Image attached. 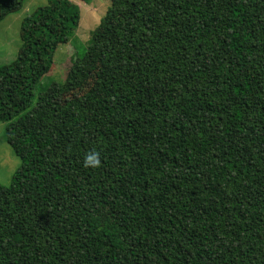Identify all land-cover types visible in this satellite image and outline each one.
<instances>
[{
	"label": "trees",
	"instance_id": "trees-1",
	"mask_svg": "<svg viewBox=\"0 0 264 264\" xmlns=\"http://www.w3.org/2000/svg\"><path fill=\"white\" fill-rule=\"evenodd\" d=\"M80 17L47 0L0 65L21 162L0 183V264H264V0H110L36 92Z\"/></svg>",
	"mask_w": 264,
	"mask_h": 264
},
{
	"label": "rangeland",
	"instance_id": "rangeland-1",
	"mask_svg": "<svg viewBox=\"0 0 264 264\" xmlns=\"http://www.w3.org/2000/svg\"><path fill=\"white\" fill-rule=\"evenodd\" d=\"M80 8V21L68 42L60 45L53 56L51 69L44 74L36 86V92L43 91L51 82L61 81L67 68L76 55L83 54L90 40L91 33L101 17L109 8L110 0H75ZM47 0H24L22 7L0 21V65L10 63L16 58L20 41V25L24 17L35 8L45 5ZM82 90L70 92L64 98L78 95ZM20 158L15 154L5 138V122L0 121V183L8 185L12 175L20 165Z\"/></svg>",
	"mask_w": 264,
	"mask_h": 264
},
{
	"label": "clouds",
	"instance_id": "clouds-1",
	"mask_svg": "<svg viewBox=\"0 0 264 264\" xmlns=\"http://www.w3.org/2000/svg\"><path fill=\"white\" fill-rule=\"evenodd\" d=\"M85 165L87 166V165H91V166H93V167H95V166H97L98 165V163H99V158H98V154H96V153H92V154H90V155H87L86 157H85Z\"/></svg>",
	"mask_w": 264,
	"mask_h": 264
}]
</instances>
